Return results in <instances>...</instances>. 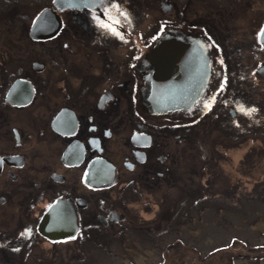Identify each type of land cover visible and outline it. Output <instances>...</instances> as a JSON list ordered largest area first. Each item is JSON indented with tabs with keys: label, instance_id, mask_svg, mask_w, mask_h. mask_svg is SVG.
<instances>
[{
	"label": "flooded vegetation",
	"instance_id": "1",
	"mask_svg": "<svg viewBox=\"0 0 264 264\" xmlns=\"http://www.w3.org/2000/svg\"><path fill=\"white\" fill-rule=\"evenodd\" d=\"M162 38L188 106L154 108L148 55ZM248 138L263 144L264 0H0V264H139L126 243L198 249L187 223L245 201L209 168L224 142ZM151 195L157 212L136 215L130 202ZM243 240L217 245L240 249L219 264L264 260V243Z\"/></svg>",
	"mask_w": 264,
	"mask_h": 264
},
{
	"label": "rangeland",
	"instance_id": "2",
	"mask_svg": "<svg viewBox=\"0 0 264 264\" xmlns=\"http://www.w3.org/2000/svg\"><path fill=\"white\" fill-rule=\"evenodd\" d=\"M256 143V139L251 138H248L241 144L230 145L224 142L220 149L227 147L228 151L226 153H220L222 159L217 165H211L209 168L210 172L215 173L213 178H220L230 186L231 191L234 185L243 184V190L245 191L246 189L247 193L246 191L245 193L242 192L245 195V201L242 207L238 208L235 206V200L229 202L233 206L223 207L222 209L220 207L215 208V205L211 206L209 204L210 206L206 209V220H204V224L201 223L196 227L189 224L191 222H188L187 226H185L188 231L184 230L183 235L189 243L199 245L198 249L178 246L167 248L166 250V248L157 247L152 242H146V244L140 245V247L126 243L129 252L133 255L132 257H135L137 263L146 264L152 261V263L158 264L162 252L168 251L171 261L169 264L178 263V258L186 261L189 257H201L199 259L200 264H219L221 263V255L225 251H240L238 248H216L217 245L228 243L231 237L240 236L249 245L264 243V140L261 146H258V144L255 145ZM150 199L152 201L151 206H146L144 200L140 198L130 202V206H132L136 215L145 217L154 216L159 209V201L153 195L150 196ZM141 216H136V218L139 219ZM0 223L1 225L8 224L7 221H1V218ZM180 233L182 231H179ZM176 235L175 233H170L167 240H170ZM236 245L244 247L239 244ZM47 247V243L39 244V248L37 249L39 256L46 258L47 255L44 253H46ZM227 247H229V244H227ZM250 250L248 246L245 249L246 252ZM262 250L260 251L264 255V247ZM241 251L244 250L241 249ZM110 255L109 258H104L103 255L102 259L96 258L94 263L86 264H122L120 263L122 262L121 259H113L114 255ZM249 255H254V253L251 252L247 257L239 258L237 264H264V260H254ZM37 262L40 264L47 263L41 259ZM23 264H35V262L30 259H23ZM124 264L129 263L124 262Z\"/></svg>",
	"mask_w": 264,
	"mask_h": 264
},
{
	"label": "water",
	"instance_id": "3",
	"mask_svg": "<svg viewBox=\"0 0 264 264\" xmlns=\"http://www.w3.org/2000/svg\"><path fill=\"white\" fill-rule=\"evenodd\" d=\"M166 43L167 40L165 38L160 39L148 55V59L155 62L157 66L155 72V93L152 96V102L156 110L176 109L181 106H188L193 102L179 97L175 79L176 64L173 59L176 57V49L170 50ZM195 91H202V87ZM52 219V212H47L41 220V229L48 236L50 235L46 231V226L52 223Z\"/></svg>",
	"mask_w": 264,
	"mask_h": 264
},
{
	"label": "snow or ice",
	"instance_id": "4",
	"mask_svg": "<svg viewBox=\"0 0 264 264\" xmlns=\"http://www.w3.org/2000/svg\"><path fill=\"white\" fill-rule=\"evenodd\" d=\"M213 99H214V98H213ZM210 106H211V102L207 105V107L210 108ZM253 111H255V109H249V110H248L249 113H251V112H253Z\"/></svg>",
	"mask_w": 264,
	"mask_h": 264
}]
</instances>
